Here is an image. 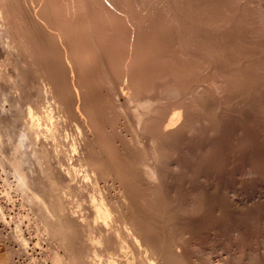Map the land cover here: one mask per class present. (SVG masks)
<instances>
[{
	"label": "bare ground",
	"instance_id": "obj_1",
	"mask_svg": "<svg viewBox=\"0 0 264 264\" xmlns=\"http://www.w3.org/2000/svg\"><path fill=\"white\" fill-rule=\"evenodd\" d=\"M11 1L0 0V28L2 30L0 33H1V35H3V37L7 36V37L11 38L10 40L7 38L4 40V42H2V44L4 43V46L2 45L0 47L4 51V53L3 52H1V53H3V54L6 53L5 59H6V62H8V64H6V65L13 63V61L16 62L15 60L12 61L13 56H12V58L10 57V53L12 51H14V50L18 51L19 50V53H20V50H23V51L25 50V53H27V54L23 53L22 54L23 56L20 55L19 59L21 60V63H20L21 65L17 66L16 63L11 64V67L15 70L14 71L15 72L14 73L15 80L14 79H13V81L10 80V83H12L11 87L8 86V85H10V83L7 86L9 88L14 89V88H16L15 86L20 85V84H25L29 80L30 83H32L36 89L41 90L42 95L39 94V95H41L40 96L41 98L39 97L37 99L36 96H38V95L35 94L36 95L35 98L37 99V101L35 100V103L34 104L32 103V105L35 106V109H36L35 111L32 109H26L28 111L25 110L26 113L28 114L25 117H28V118H26V119L24 118L25 114L24 115L15 114V116L16 115L20 116V119H19V117L16 118L17 116L15 118H13V116L7 117V115H6L5 116L6 121H4V120H3V122H1L2 120L0 121V155L2 154L1 155L2 158H0V160L2 159V161H1L2 169L8 170L9 165H10V168H12V172L13 171L17 172L16 176L14 175V173H12L13 177L14 176L19 177V178L17 177L19 179L17 182H19L21 180L22 181L21 183L25 184L27 186V191H28V187L32 189L31 192L29 191L30 192L29 194H30L31 198H33L37 202L36 205L40 206V207L37 206L39 208V210H40V208L44 209V212L42 210H41L42 212L40 211L41 213H45L42 216H46V219L48 218V220H49V218H52V220L53 219L60 220V221L64 220V222L63 221L61 222L62 224L60 226L57 225L54 227V229L52 227H50L51 230H54L51 233L57 232L58 234H65V235H67L71 232L73 233V230L70 227L73 225H71V223H69L70 224V226H69L67 224V221H69V220H67V219L71 218L76 223V225L79 227V230H78V227H76L75 232L78 233V231H79L80 238L79 237L78 238L80 240L78 239L77 242L73 243V249H74V246L78 247V249H79L77 257L78 258L80 257V259H82L79 262L83 261V264H86L88 261V258H90L89 256H91V254L93 252V255H99V256L106 255L105 259H106V262L108 264H119L122 261L123 257L121 258L119 256L121 258L120 259L121 261H120L119 257H117V254L119 255V253L121 251H124L127 249H134V252L136 251V254L138 255L137 256L138 259H136V260L133 259L132 261H130L131 262L130 264H186V263H189L188 261L186 263H184L182 259H185V258L180 257V251H179L180 243H179V241L181 239H179V241H178L179 236H177L178 234L176 235V233H175L176 232L175 231V223H177V222L174 223V221L176 220L175 217L178 215L179 216H186L189 214H193L198 208L202 209V208H200L201 203H204L203 201H205V200L210 201L208 199H211L212 197H214L215 193L213 194V192H215V191L219 192L218 195H219L223 204H224V202L229 201L230 199L235 200V201H237L239 199L238 197H234L233 196L234 194L231 195L233 191H231V192L229 191V187L227 186L228 183L227 184L225 183L227 181L220 180L218 182H214L212 180H209L210 178L205 180L206 178H204V177H203V181L200 180L201 182L198 185H196L197 183L195 184L194 182H191L192 179H191V181H189L190 177H188L187 174L189 173L188 175L191 176L192 178H194L192 175L195 174V171L197 170V164H196L197 161L194 162L193 157H192L193 161H192V159L190 160L191 162H189L188 160L185 161V162H187L186 163V165H187L186 176L188 177V180L187 179L185 180V178H184L185 173L184 174L182 173V175H184L183 176L184 179L179 177L182 179V181L177 182V185L180 182L179 183V188H180L179 196H177L178 194L174 195L171 193H170L171 195H169V194H167L168 192L166 191L167 188L171 189V187H173L175 185V184L173 185V183L171 181L172 179L170 177H168L167 169L170 168V166L172 164L180 163V161L184 158V157L182 158V154H180V152L183 149V147L185 149V147L188 146L187 144L192 140V138H194V137H192L193 131H195L196 130L195 128H197L199 126L202 118L205 119V121L209 120L210 118L211 119L214 118L211 116L210 117H207V116L212 114L213 112H215L214 108H216V105H215L216 103L215 102L207 103L208 102L207 99H209V98H206V100L204 99L207 102L201 101V99L203 100V98H201V95H200L202 93L199 94L198 90L196 89L197 82H196V85H194L192 82H190V84H187V82H188L187 79H184L187 81L183 80V77H184L183 71L185 70V68L189 67L187 65V63H186V67L184 65L185 63L184 62H183L184 64L182 63L185 67L183 69V66H182V69H183L182 73L179 71H176L177 70L176 68L173 69L172 68L173 66H169L168 65L169 62L166 63L168 65V68L171 67L169 69H165L166 68L165 64H163L164 65L163 66L164 68H163L161 66V63H160L159 68H158V65H156L157 66L156 67L154 65V63H156L157 60L156 61L153 60L154 63H152V65L150 64L153 68L150 67V69H148L144 63V62L148 63L149 60L146 61L147 59L145 61H144V59H142V61H144L143 62L144 64L142 65L140 63L141 61H139L137 64V62L134 59H130L129 56L122 58L124 56V54L122 53L123 51L119 48L121 50V51L120 50L119 51L122 53V54L120 53L121 54L120 55L119 51L116 49L119 46L115 45L114 41H113L114 48H111V49H113L112 51H111V49H110V51L108 50V48H109L108 46L105 48L107 50H105V49L104 50H105V52L109 51L110 53L111 52L113 53V51H115L114 49H116L118 54H115V52H114V55H112V53L111 54L109 53L110 55H112V56H110L108 54L111 57L110 60H108V61L104 60L103 56H105L107 53L105 55L102 54L104 52V50H102L101 46H105L104 44L109 45L111 41L106 42L103 45H101V42L105 41V39H106L105 35L107 36V39H108L110 31L108 33L106 31L107 34H103L104 33L103 31H105L106 29L101 28L100 26H102V25H97V23L94 22L97 25V27H96V25L93 26V27H95V29H97L95 31H98L99 27H100L101 31L99 30L98 32L99 33L103 32L102 36L104 35L105 39L101 40V39H97V37H96V39H94L95 34L97 35V32H95L94 38H91V36L93 35L92 32L94 31L93 27L91 28L92 23H91V25L89 24L90 25L89 28H87L85 26L86 29L82 25L83 23L81 24V22L84 21V16L86 15L85 17L87 19V14H89L88 10L86 9V8H88L87 5H89V2L87 0H86L88 2L87 5L85 4L86 1L84 0V4H85L84 6H86L85 10H86L87 14L84 15V10H83L84 6L82 3H80L81 0L79 1V3L82 4L83 8L78 9L77 7H75L76 10H79V11L82 10L81 12H83V15L80 14V16H79V14H77V16L81 17V15H82L83 21H81V19L79 17L77 19L76 15L71 16L73 14H70L69 20H67V18H63L64 15H62V13H63V11L65 13L66 8H63V7L60 8L61 6H58L59 7L58 9H60V10L63 9V11L60 12V10H58V13L56 12L57 15L60 12L62 15L61 18H63V20L66 19V22H68V21L70 22V24L67 23L69 25L66 27V29H67L66 31L61 29V27L63 25H65V22H63L62 19L56 20V18H55V20H54L53 18L55 17L56 14H54V16H51L49 13V15L51 17H53V18H51V20H52L54 25L51 24V21L49 22V20H48V22L52 26H55V27H51V25H49L47 27L45 25V27L47 28L46 30H49L48 33H50L47 37L48 40H47V38H45L48 33L47 34L43 33V35H46L43 37V35L40 34L39 30L34 31L35 28L31 29V25H33L34 23L38 25V22L41 23V21L44 20V18H45L44 14H46L44 12L45 9H43V11L41 10L40 12H38L39 10H37V13L35 15L32 13V11L31 12L29 11V13L27 12V14H30V13L33 14V18H34V20H33V18L31 17L32 15L30 14L29 17H31L32 22L31 21H29V22L33 23V24L27 25L25 23V21L28 22V20H26V17H27L26 13H25L27 11L26 8L24 11L23 8H20V7L17 8L16 7L18 9V11H16V13L14 12L15 13V15H14L11 13L12 11H14V6L9 7V6H11V4H9V3L16 2L17 0H13V2H11ZM28 1L29 0L26 1L27 4H28ZM31 1L34 2L35 0H31ZM50 1L54 2V0H50ZM69 1H71V0H69ZM242 1L245 2V0H242ZM248 1H250V0H248ZM32 2H31V4H32ZM58 2H60V1H58ZM58 2L55 1V3H58ZM252 2H250L249 5ZM258 2H260V1H258ZM261 2H262V0H261ZM16 3H15V6H16ZM19 3L22 4V2H18L17 4H19ZM75 3H77V2L76 1L74 3L72 2V5H71V3L67 2L68 9L73 8ZM90 3L93 4L92 2H90ZM24 4H25V2H24ZM29 4H28V6H29ZM31 4H30V6H31ZM46 4H49V1H48V3L46 2ZM58 4H60V3H58ZM80 4H79V7L81 8ZM253 4H252V6H253ZM258 4L261 5V3H258ZM39 5H40V7H42V5H44V4H40V2H36V3L32 4V7L34 8L33 11H35ZM51 5H52V3H51ZM18 6H20V5H18ZM28 6H27V9H30V8H28ZM48 6L50 8H54L53 7L54 5H52V7L50 5H47V7ZM21 7H23V4ZM16 8H15V10H16ZM44 8H46V7H44ZM50 8H49V10H50ZM262 8H264V6ZM10 9H12V11H10ZM31 10H32V8H31ZM49 10H48V12H49ZM67 10H66V12H67ZM70 11H75V10L71 9V10H69V12ZM79 11L77 13H81ZM42 12H44V13H42ZM52 13H55V12L51 11V14ZM37 14H39V16ZM46 15L49 16L48 13ZM65 15H67V14H65ZM47 16H46V18H47ZM58 16L60 17V15H58ZM48 19H50V18L48 17ZM93 19L91 16V18H89L88 20L91 22ZM53 20L56 22L58 21V24L56 23V25H55ZM59 20H62V21H60L61 23H59ZM104 20H106V18H104L103 21ZM107 20H110V18L109 19L107 18ZM44 21H46V20H44ZM44 21H43V24H45ZM89 21H87V23H89ZM103 21L101 24L104 25L105 22L103 23ZM29 22H28V24H30ZM78 23H80L81 26L77 25ZM12 24L14 25L13 27H14L15 31L17 30V32H15L14 29L12 28ZM60 24H63V25L61 26ZM116 24H118V23H116ZM39 25L41 26V24H39ZM84 25H87V24L85 23ZM89 25H87V26H89ZM136 25L137 24L134 25L135 28H137ZM65 26H63V28ZM107 26H108V24H107ZM110 26L111 25H109V27ZM15 27H17V28H15ZM33 27H36V26L33 25ZM131 27H133V25ZM38 28L40 29L39 26H38ZM78 28L79 29L81 28L82 30L80 29V31H79ZM90 28H91L92 32H91V34H88L89 35L88 36L86 32L88 30H90ZM104 28H107V27H104ZM41 29H42L41 31H44L43 30L44 28H42V26H41ZM102 29H103V31H102ZM85 30H86V32H85ZM99 33H98V36H100ZM110 33H112V32H110ZM15 34L17 35V38H15ZM162 34H165V33L162 32ZM112 35H113V33H112ZM158 35L161 37L160 33ZM158 35L156 36L155 39H157ZM164 37L162 39H165ZM111 38L113 39V36ZM107 39H106V41H107ZM158 39H157V41H159V42L162 41L161 38H158ZM133 41H136V39ZM141 41L143 42L144 40H141ZM141 41H139V42L141 43ZM152 41L153 40H151V42ZM86 42H88V43H86ZM84 43H86L87 45ZM134 43H136V42H134ZM140 43H138L139 46H140ZM152 43H148V44L150 45ZM171 43H172L171 45L173 46L174 45L173 41ZM148 44H147V46L149 47ZM156 44H158V43H156ZM156 44H153V45H156ZM159 44L162 47V43L160 42ZM164 44H166V42L163 43V45ZM21 45H23L22 48L20 47ZM129 45H131V44H129ZM166 45L170 46L168 44H166ZM178 45H180V44H178ZM131 46H134V48H135V46L137 47V44H133ZM142 46L143 45H141V49H142ZM110 47H111V45H110ZM161 47L159 49L162 51ZM164 47H165V45H164ZM173 47H175V46H173ZM134 48H133V50H135ZM154 48H156V47L154 46ZM141 49L139 50V48H138L137 50H135V52L143 51L145 53H143V52L142 53H143V55H145L147 52H149L153 48L149 47L150 50H148L147 52H146V49H145V51H144V49H142V50ZM159 49H156V50L159 51ZM171 50L175 51L174 49H171ZM153 51H155V50H153ZM153 51H151V52L153 53ZM170 51H168V52H170ZM176 51H175V53H177ZM131 52L130 53L128 52V53L131 54ZM165 52L166 51H163L162 54ZM159 53L161 54V52H159ZM178 53H179V51H178ZM171 54L172 53H169V56ZM125 55H127V54L125 53ZM133 55H134V53H133ZM136 55H138V54L136 53ZM157 55H158V53H157ZM109 56H107L106 58L109 59ZM131 56H132V54H131ZM139 56L142 57L141 53ZM149 56L152 57V55H149ZM149 56H148V59H149ZM153 56L155 57V54ZM162 56L163 55H161V57ZM174 56H179V55L175 54ZM133 57L135 58V55ZM143 57H145V56H143ZM146 57H147V55H146ZM157 57H155V59H157ZM171 57L172 56H170V59L173 60L172 59L173 57L172 58ZM153 58H150V60ZM166 58H168V57L166 56ZM180 58H181V56H180ZM183 58H186L185 55ZM14 59H15V57H14ZM135 59H137V56ZM139 59H141V58H139ZM162 60H164V59L161 58V61ZM167 60L169 61V58ZM177 60H179V58ZM3 61H1V62H3ZM153 61L151 60V62H153ZM183 61H185V59ZM189 61H192V60H189ZM6 62L4 61V64ZM151 62H149V63H151ZM178 62H180V60ZM139 63L142 65L141 68H139V65H140ZM171 63H173V61H171ZM174 63H177V62L174 61ZM174 63H173L174 66L181 64V63H177V64H174ZM193 63H195V62L193 61ZM0 64H2V63H0ZM195 64H197V63H195ZM208 64H209V62H208ZM189 65H191V64H189ZM207 65H205L204 67H206ZM192 66L194 67V64L191 65L190 67H192ZM197 66H200V65L197 64ZM1 67H2V65H1ZM1 67H0V69H1ZM210 67H211V65H210ZM29 68H31L30 73H32V76L36 78V81H34L35 78L33 79L34 82L31 81L30 79H28L29 78V71H30ZM195 68H196V70H198L197 67H195ZM178 69H179V67H178ZM201 69H203V66ZM211 69H212V67H211ZM187 70H188V68H187ZM188 71H190V70H188ZM191 71H192L191 73L193 74V69ZM198 71H197V73H198ZM202 71H204V70H202ZM204 72H207L206 69ZM195 73H196V71H195ZM4 74H6V72H4ZM4 74H3V76H4ZM7 74H8V71H7ZM12 74H13V72H12ZM200 74L201 73L199 71V76H200ZM202 74H204V73H202ZM207 74L208 73L204 74V76H207ZM188 75L190 76L189 73H188ZM237 75H234V77H236ZM30 76H31V74H30ZM189 76L187 78H190ZM192 76H194V74L191 75V78H193ZM229 76H233V75H229ZM241 76H240V78H241ZM197 77H195V81H196ZM237 77H239V76H237ZM255 77H257V76L255 75ZM259 77H260V75H259ZM3 78L5 81L6 80L5 76ZM191 78H190V80H191ZM210 78L212 79V76H210ZM31 79H32V77H31ZM199 79H201V78L198 77V80ZM206 80L211 81L210 79H206ZM216 80L218 81V79H216ZM216 80H215V84H216ZM233 80H235V79H232V82H233ZM237 80H239V79H237ZM237 80H236V84L238 82ZM254 80H256V83H257L258 79L255 78ZM201 81H203V80H201ZM225 81L223 83L228 82V81L227 82H225ZM229 81H230V79H229ZM218 82H217V84H218ZM27 83H29V82H27ZM200 83H198V84L200 85ZM202 83H204V82H202ZM202 83H201V85H202ZM212 83H213V81H212ZM221 83L222 82L220 81L219 86H221ZM258 83H261V82L258 81ZM234 84H235V82H234ZM236 84L234 86H236ZM206 85H207V83H206ZM239 85H240V83H239ZM253 85H254V83H253ZM258 85L255 86L256 89L259 88L260 85L259 86ZM25 86H24L25 89L29 88V86H28V88H26L27 86L26 87ZM210 86H211V83H210ZM30 87H31V84H30ZM202 87H204V86H200V89ZM207 87H208V85H207ZM212 87H211V89H212ZM217 87H215V88H217ZM227 87H228V84H227ZM243 87H245V86L242 85V89H243L242 91H244V89H245ZM255 87H253L251 89L253 90ZM261 87H262V83H261ZM261 87L259 89H262ZM219 88H217L218 91H221V89H223L222 86H221L220 90H219ZM225 88L226 87H224V89ZM16 89H15V91H16ZM25 89H23V87H22V91L24 94H25V92L27 93V91ZM206 89L207 88H205V90ZM226 89H225V92L227 91ZM240 89L238 92H240ZM256 89H254V90H256ZM10 90L8 92H10ZM18 90H21V89L19 88ZM202 90H204V89L202 88ZM235 90H237V88H235ZM245 90H247V89H245ZM32 91H34V90H32ZM207 91H208V89H207ZM213 91H211V92H213ZM222 91H224V90H222ZM222 91H221V93H222ZM231 91L234 92V90H231ZM249 91H247V92H249ZM256 91H252V92H256ZM17 92L18 91H16L15 95H17ZM216 92L217 91H215L213 94L215 95ZM203 93H205V92H203ZM208 93H210V91ZM228 93H232V92H228ZM243 93H245V92H243ZM13 94H14V92H13ZM19 94H21V93H19ZM31 94H33V92ZM31 94H28V95L31 96ZM213 94L211 93V95H213ZM248 94L249 93H247V95ZM259 94H261V93L256 92L255 95H258V97H259ZM15 95H13L12 97H14ZM217 95L219 96V93ZM232 95H233V93H232ZM247 95H246V97H247ZM252 95L254 96V93H252ZM10 96H8V98ZM120 96H122V98H123L122 101L120 99ZM223 96H224V93L222 94V97ZM226 96H228V94H226ZM17 97L19 98V96H17ZM202 97H205V95ZM209 97H211V96H209ZM242 97L244 98L245 96L242 95ZM242 97H240V98H242ZM22 98H24V97H22ZM44 98H45V100H44ZM234 98H235V96H234ZM234 98H232V100H229V101H231L230 103L233 102ZM252 98H256V97H252ZM5 99L6 98H4V100ZM9 100L11 101V99H9ZM21 100H23V99H21ZM252 100H254V99H252ZM6 101H8V100H6ZM27 101H29V100H27ZM43 101H45V103ZM210 101H212V100H209V102ZM213 101H216V100H213ZM220 101H221V98H220ZM229 101H228V105H229ZM258 101H259V99H258ZM29 102H27V104L24 103L23 105H29V104L31 105L32 101H29ZM222 102H223V98H222ZM236 102H240V101L237 100V101H235V103ZM15 103H19V101L15 102ZM218 104L219 103H217V106L220 110L221 107H223V105L221 106L220 104L219 105ZM238 104L240 105V103H238ZM242 104H244V103L242 102ZM3 105H5V104H3ZM8 105H9V103H8ZM18 105H17V107L19 110L20 106H18ZM20 105H22V104H20ZM0 106H1V108L3 107L2 103ZM34 106H33V108H34ZM225 106L227 107L226 104H224V107ZM232 106H234V105H232ZM232 106H228V107L231 108ZM11 107H9V108H11ZM28 107L29 106H27V108ZM30 107H32V106H30ZM242 107H243V105H242ZM5 108H7V107H5ZM13 108L15 110L16 107H13ZM237 108H238V106H237ZM243 108H245V107H243ZM23 109L24 108H22V110ZM240 109H242V108H240ZM3 110H4V108H3ZM7 110L5 109V111H7ZM223 110H225V109H223ZM232 110H230V111H232ZM11 111H13V110H11ZM226 111L228 112V110H226ZM237 111L238 110H236L235 112H237ZM13 112H11V113H13ZM216 112L218 113V110ZM238 112H241V111H238ZM242 112H243V110H242ZM2 113H4V112H0V115ZM5 113H8V112H5ZM5 113H4V115H5ZM220 113H223V112H220ZM44 116L51 118V121H48L47 120L48 118L45 120V121H48L47 123L51 122V124L49 123L50 124L49 128H48V126H49V124H48L47 127L44 126V128H46V129L44 130V128H42L43 129L42 130V129H40V125H41V120H42L41 118ZM2 117H3V115H2ZM5 117H3V118H5ZM53 117H54V119H53ZM221 118H223V116ZM221 118H219V119H221ZM19 120H21V123ZM125 120L128 123L130 122L129 123L130 127H128V129L129 128L131 129L130 130L131 134L127 130L128 131L127 133L130 134L128 137L122 136L124 134H121V132H120L123 128H126L125 126H127V124H126L127 122ZM221 120L224 121L225 118H223ZM221 120H220V122L222 124L223 121H221ZM226 121H227V119H226ZM43 122H44V118H43ZM66 122H68L70 126L72 125L74 127V129L71 130V133H70L71 139L68 142H66V140H68V139H66V140L60 139V135L62 133V132H60L62 130V129H60V128H62V127H60V125L61 124L64 125ZM227 123H229V122H226V124ZM217 124H219V127L221 126L220 123H217ZM42 125H43V123H42ZM44 125H46V124H44ZM205 125L206 124L202 125V127L204 126V128H205ZM211 126L212 125H211V121H210V126H208V127H211ZM65 127H64V129H65ZM200 127H201V124H200ZM213 127H214V125H213ZM214 128L216 129V127H214ZM229 128H231V127H229ZM64 129H63V131H64ZM68 129H71V127ZM210 129L207 130V132L210 131ZM221 129H220V131L223 132L224 129L223 130H221ZM202 130H203V128H202ZM229 130H231V129H228V131ZM68 132H69V130H68ZM219 132H217L218 135L222 133V132H220V133ZM224 132L222 134H224ZM200 133H202V132H200ZM212 133L216 134L215 132H212ZM229 133H231V132H229ZM229 133H228V135H230ZM234 133L236 134L237 132H234ZM128 134H126L125 136H127ZM198 134L199 133L197 132V135ZM12 135L13 136L16 135V137H13V138H16V140H15L13 146L11 147V149L10 150L9 149L8 150H5V149L2 150V148H4L3 147L4 144L8 141L7 139L10 137L12 138ZM62 135H63V133H62ZM62 135H61V137H62ZM224 135H223V137H224ZM242 135L243 134L240 135V133H239V136H237V137H240ZM64 136H67V133H66V135L64 133ZM208 136H210V134ZM244 136H245V134L243 135V137ZM50 137H53V140L51 143H50V141H51L50 139H52V138H50ZM199 137H200V135H199ZM211 137H215V136H210V139H211ZM64 138H66V137H64ZM67 138H68V136H67ZM197 138L198 137L196 136V139ZM219 138H220V136H219ZM12 139H9V140H12ZM48 139H49V142H47ZM216 140H217L216 143H218V139H216ZM223 140H224V138H223ZM235 140H237V139H235ZM244 141H245V139L243 138L242 142H244ZM195 142H196V140H195ZM201 142H203V141H201ZM205 142H206V140H205ZM211 142H212V140H211ZM226 142L228 143L229 140L225 141V143ZM214 143H215V141L213 142V144ZM219 143H220V141H219ZM237 143H239V142H237ZM245 143H246V141L244 142V144ZM191 144H193L192 141H191ZM8 145H9V143H8ZM199 145H200V143H199ZM195 146L197 149V143ZM210 146H213V145H210ZM242 146L244 147L243 148V150H244L245 145L242 144ZM31 147H33V150L31 151V155H32L31 156L32 157L31 163H33V165L36 164V166L34 165L35 169L32 168L31 170H28V168H27V171H26L25 168L28 165H27V161H25V160L26 159L28 160L30 158L23 157V159H22V157H21L22 155L20 156L21 159L17 160L16 158L20 154H22L23 151H25L26 149H30ZM190 147H191V145H190ZM237 147H239V145H237ZM191 148H189V149H191ZM199 148H198V150H200ZM208 148H210V147H208ZM208 148L206 147L207 150H208ZM212 148H214V146ZM184 149H183V151H184ZM215 149H216V147H215ZM220 149H221V147H220ZM210 151H209V153H210ZM212 151L214 152L215 150H212ZM192 152H193V150H192ZM205 152L203 151L202 153H205ZM213 152H212V154H213ZM221 152H223V151H221ZM245 152H246V150H245ZM26 153H27V150H26ZM198 153H199V151H198ZM215 153L216 152H214V154ZM200 154L201 153H199V156H201ZM238 154L239 153H237V155ZM193 155H194V153H193ZM206 155H208V152ZM233 155H232V157H233ZM186 156H187V154H186ZM218 156H220V154ZM245 156H246V154L244 155V157ZM26 157H30V156H27V154H26ZM195 157L197 158V155H195L194 158ZM223 157H225V156H223ZM213 158L215 159V157H213ZM225 158H227V157H225ZM236 159L237 158H235V160ZM68 160H72V161H68ZM185 160H186V158H185ZM24 161L26 162V164H24L25 163ZM182 161H181V163L185 164ZM233 161H234V159H233ZM203 162H205V161H203ZM227 162H229V160ZM227 162H224V163L227 164ZM31 163H30V165H31ZM235 163H236V161H235ZM22 164L27 165V166H25V168H23L24 165L22 167L21 166ZM183 164H181V165H183ZM201 164H203V163H201ZM236 164H238V163H236ZM212 165H213V163H212ZM223 165L224 164H222V166ZM228 165H230V164L228 163ZM176 166L177 165H175V167ZM173 167H174V165H173ZM209 167H211V165ZM176 168H177V169H175L176 172L180 170V169L178 170V167H176ZM182 168L184 169V166ZM215 168H217V167H215ZM202 169H203L202 171H204V167ZM173 170H174V168H173ZM232 170H230V171H232ZM28 171L31 172V174ZM185 171L186 170H184L183 172H185ZM199 171H201V170H199ZM218 171H220V169H218ZM243 171H245V170H243ZM0 172L2 173L1 169H0ZM5 172H3V173H5ZM10 172L11 171L6 172V173H10ZM233 172H234V170H233ZM170 173L172 175L173 171ZM213 173L215 174V172H213ZM213 173L210 174V176L214 175ZM223 173H227V172H223ZM238 173L236 174V176L238 175ZM243 173H241V174L243 175ZM5 175L6 174H4V177H5ZM176 175H177V173H176ZM200 175H202V174H200ZM203 175H204V173H203ZM242 175L240 177L241 180L243 178ZM7 176H11V175L8 174V175H6V177ZM34 176H36V177H34ZM229 176H231V173ZM6 177L4 178L5 180L8 179ZM13 177H12V179L14 180ZM174 177L178 178V176H174ZM214 178H215V175H214ZM217 178H218V174H217ZM217 178H216V180H217ZM220 178H222V176ZM225 178L227 179L229 177H225ZM176 179H173V180L176 181ZM196 179H193V180H196ZM200 179H202V176ZM235 179L238 180L237 178H235ZM10 180H11V178H10ZM233 180H234V178H233ZM7 182H4L5 185H7ZM242 182H241V184H242ZM13 183H15V182H13ZM11 184L12 183H10V186H11ZM36 184H38V186L35 188L34 186ZM42 184L44 186H45V184L47 185V187H48L47 190H49L48 194L45 193V190L43 188H41ZM18 185L20 186V182L17 184V186ZM70 185L72 186V188H75V190L77 189V190H80L81 192L83 190V192H82L83 194H84V191H86V190L87 191L90 190L91 192H93L92 194L90 193L91 194V197H90V194L86 191L89 194V195L87 194V196H89V198H91V199L88 198L89 201L91 200L90 204L88 203V201H86L88 203V205L86 206L87 209H85V211H87V212H84V211L82 212L80 209H78L80 204H79L78 208H76L75 204L78 205L79 201L77 202V200H76L77 203L75 202V204H72V203H74L73 201L70 202L69 199H66L67 195H69V193L72 191ZM233 185L235 186V184H233ZM17 186L14 185V187H17ZM21 186H23V185H21ZM18 187L14 188L15 191H16V189H18ZM231 187H232V185H231ZM19 188H22V187H19ZM23 188L26 189L25 186ZM12 189H13V186H12ZM70 189H71V191L68 192ZM176 189H178V187ZM234 189H236V188H234ZM234 189H232V190H234ZM241 189H242V187H241ZM19 190L20 189H18V191ZM237 190H239V187ZM9 191H10V189H9ZM9 191H6V188H5L4 194H5V192H9ZM174 191H176V190L174 189ZM169 192H171V191H169ZM234 192H236V191H234ZM25 193H27V192H25ZM74 193H77V192L75 191ZM95 193L98 194V196H96ZM244 193L245 192H243V194ZM24 195H23V192L20 193V196H23L25 198ZM215 195H217V194H215ZM7 196L8 195L6 193L5 197H7ZM26 196H29V195L27 194ZM73 196H75V195H73ZM236 196H239V193ZM81 197H83V196H81ZM239 197H241V196H239ZM27 198H25V199H27ZM68 198H70V197H68ZM78 198L80 200V197H78ZM21 199H20V201H21ZM74 199L75 198L73 197V200ZM82 199H85V198H82ZM174 199H178V202L180 200H182V203H180L182 205L179 207H177V205H176L174 207L175 202H177V201H174ZM243 199H245V196ZM243 199L240 198L239 200H243ZM22 200H24V199H22ZM212 200H214V199H211V201ZM84 202H85V200H84ZM21 203L19 205H21ZM33 203L34 204H31L30 206H35V202H33ZM87 203H85V204H87ZM213 203L216 204L217 202L216 203L213 202ZM226 203L228 204V202H226ZM232 203L234 204V202H232ZM232 203H231V206L233 205ZM244 203H245V200H244ZM23 204L26 205V203H23ZM204 205L206 206V203H204ZM207 205L209 206V204H207ZM220 205H222V204H220ZM241 205H243V204H240V206ZM27 206H29V205H27ZM27 206H25V207L27 208ZM229 206L230 205H228V207ZM235 206H237V205H235ZM238 206H239V204H238ZM240 206H239V208H243L242 206L241 207ZM201 207H203V204ZM222 207H224V206H222ZM208 209H211V208L208 207ZM208 209H206V210H208ZM26 210L28 211V209H26ZM39 210L37 211V213H39ZM82 210H84V209H82ZM217 210H218V207H217ZM31 211H30L31 213H33V211L36 212L35 209L33 210V207H32ZM201 212L202 211L200 210L199 213H201ZM222 212H223V209H222ZM37 213H36V215L34 213V215L38 217L41 213H39V215H37ZM196 213H194V214H196ZM199 213H197V214H199ZM29 215L31 216L32 214H29ZM30 216H29V218H30ZM42 216L41 217L39 216V219L42 218ZM182 218L183 217H181V219ZM34 219H36V218H34ZM46 219H45V222L48 221ZM32 220H33V218H32ZM52 220H51V222H52ZM177 220H179V219H177ZM192 220H193V218H192ZM38 221H36V222H38ZM40 221L38 224L41 223ZM33 222L34 221H32V223ZM42 222H44V221H42ZM48 222H46V223H48ZM180 223H182V222H180ZM28 224H29V222H28ZM41 224H44V223H41ZM48 224L47 225L45 224V225H46V227L48 226V228H49ZM32 225L35 226V224H32ZM181 225H184V224H181ZM51 226H53L52 223H51ZM186 226H184V228ZM190 226H191V224H190ZM43 227H44V225H43ZM36 228L38 229L39 226ZM41 228H39V229H41ZM187 228H188V230L187 229L186 230L189 231V227H187ZM47 229H45V230H47ZM30 230L31 231H29V232H32V229H30ZM177 230H179V229H177ZM34 231H35V234H37V230H34ZM39 231H38V234H40V233L43 234V232H44L42 230H41L42 232L41 231L39 232ZM48 231H50V230L48 229L46 231V235L47 234L49 235ZM181 232H183V231H181ZM72 233L70 235H72ZM180 234H182V233H180ZM70 235H67V236H70ZM37 236H40V238H41V235H37ZM44 236L42 235V239L45 241L46 236H45V238H43ZM51 236H54V235L52 234ZM62 236L63 235H61V237ZM67 236H65V237H67ZM183 236H185V235H183ZM58 237H60V235H58ZM71 237H73V236H71ZM40 238L37 237V239L35 241V243L37 245L40 244V243H37L38 242L37 240H40ZM50 238H53V237H50V235H49V240H50ZM46 239H48V238H46ZM56 239L57 238L55 237V240ZM64 241L65 240L63 237V242ZM68 241H70V240H68ZM185 241H186V239H185ZM49 242L54 243L56 241L51 242V240H50ZM59 242L62 243V241H59ZM35 243H34V245H35ZM42 243H43V241H42ZM46 243H47V241H46ZM54 244L57 245V243H54ZM54 244H52V247L54 246ZM181 244H182V242H181ZM37 245H35V246L37 247ZM258 246L256 245V247H258ZM49 247H50V245H49ZM58 247H59V245H58ZM61 247H62V245H61ZM189 247H191V245ZM192 247H193V245H192ZM256 247H255V250H256ZM44 248H46V245ZM56 248H54L56 251H58L60 249V248L59 249L57 248L58 249L57 250ZM63 248H66V247H63ZM184 248H185V246H184ZM50 249H51V247H50ZM67 250H69V249L67 248ZM83 250H85V252H83ZM96 250H97V252H96ZM180 250H181V247H180ZM250 250H252V249H250ZM257 250H258V248H257ZM63 251H66V249ZM71 251H73V250L71 249ZM75 251H77V250L75 249ZM89 251H91V254L88 253ZM98 251H100L101 253L100 252L98 253ZM260 251H259V253H260ZM68 252L66 253L67 254L66 256H73L72 261L73 262L75 261V264H76L77 260H75V255L72 254L73 252L71 253L72 255L68 254ZM124 252H126V251H124ZM124 252H123L122 256H124ZM127 252H128V250H127ZM143 252H144V254H143ZM250 252H252V251H250ZM227 253H229V252H227ZM59 254L57 253L56 256H54V257L55 258L58 257ZM226 254H225V256H226ZM231 254H229V256ZM240 254H241V252L239 253V255ZM250 254H253V253H250ZM61 255H63V254H61ZM217 255H218V252H217ZM221 255L224 257V255L222 253H221ZM235 255H236V253H235ZM243 255H247V254L244 253ZM60 256L58 258H60ZM63 256H65V254ZM131 256L133 257L134 255H131ZM257 256L258 255L254 256V257L256 258ZM125 257H126V260H128V257L127 256H125ZM135 257H133V258H135ZM249 257H251V255ZM249 257H246V258H249ZM261 257H259V258H261ZM98 259H96V260H98ZM192 259H194V258H192ZM209 259H210V257H209ZM90 260H93V259L91 258ZM189 260H190V258H189ZM221 260H224V259H221ZM250 260H252V258ZM255 260L259 261V259L258 260L255 259ZM54 261H56V260H54ZM63 261H65V260L63 259ZM63 261H61V262H63ZM219 261H217V262H219ZM226 261H228V260H224V262H226ZM61 262H56V263H61ZM79 262L77 261L78 264H81ZM103 262L104 261H102L101 259H99V261H97L98 264H102ZM212 262L216 263V261H214V260H212ZM64 263H69V262L66 261ZM256 263L257 262H255L254 264H256ZM88 264H89V261H88ZM91 264H93V261ZM220 264H222V263H220Z\"/></svg>",
	"mask_w": 264,
	"mask_h": 264
},
{
	"label": "rangeland",
	"instance_id": "obj_2",
	"mask_svg": "<svg viewBox=\"0 0 264 264\" xmlns=\"http://www.w3.org/2000/svg\"><path fill=\"white\" fill-rule=\"evenodd\" d=\"M9 1H11V0H9ZM17 1L18 2H22L23 7H21L22 4H20V3L17 4L18 3ZM17 1H16L17 2L16 3V2H13V0H12L11 2H13V3H9V4H11V6H9V7H13L14 6V11H12L13 8L10 9V11H12L11 13L15 15L16 11H18V9H17L18 7L23 8L24 11H25V8H26L27 11L25 13H26V16L29 18L28 19L26 17V20H28V22L29 21L32 22L31 17L33 18V14L35 15L37 13V10H39L38 12H40L41 10L43 11V9H45L44 12L46 14L48 13V15L50 13L51 16H54V14H56L54 18L51 17L50 15L47 16L46 14H44L45 15L44 16L45 17L44 20H46V21H44L43 19L42 20L44 21L45 24H43V21H41V23L38 22V25L35 24V23L34 24L33 23H30V22H29L30 24H28V22L25 21V23L27 25L33 24L34 26H36V27H33V25H31V29L32 28H35L34 31L35 30H37V31L39 30L40 34H42V35H43V33L44 34H47L48 31H49V30H46L47 28L45 27V25L47 27L49 25H51V24L54 25L53 22H52V20H51V18H53L54 20H55V18H56V20H58V19H62L63 20V18H67V20H69L70 14H73L71 16H75L76 15V18L78 19V17L80 16V14L83 15V12H81L82 10H80V11L79 10H76L75 7H77L78 9H82L83 8L82 7V4L84 6L85 4L87 5L88 2H89V5H87L88 8H86V6H84V8H83L84 15L87 14L85 8L89 12V14H87V19L85 17L86 15L84 16V21H83V16L82 15H81V17H79L81 19V21H83V22H81V24L83 23L82 25L84 26V28H85V26L87 28H89L90 25H91V23H92V25H91V28H92L93 26L96 25L95 23H97V25H102L100 27L103 28V29H106V30L103 31V29H102V31L104 33L103 32L99 33L98 31L101 28L98 26L99 27V30L98 31H95L97 29H95V27H93V29H94L93 32L91 31V28H90V30L87 29L88 30L87 32L85 30V32L87 33V35L88 34H91V32H92L93 35L92 36L90 35V36H91V38H94V34H95V32H97V35L95 34V38L94 39H96V37H97V39L104 40L105 37L107 39V36L106 35H105V37H104V35L102 36V33L103 34H107L109 31L113 33V35H112V33L109 32V36H108L107 41L105 39V41H102L103 43L101 42V45H103L104 43L111 41L109 45H107V44H104L105 46H101L100 45L101 48H102V50H104L108 46L109 47L108 50L110 51L111 48H114V43H115V45H118L119 46L116 49L118 51L120 49L123 51L122 53L124 54V56L122 55L123 56L122 58L129 56V58L130 59H134L137 62V64H138L139 61H141L140 63L142 65L145 63V65H146V67L148 69H150V67H152L151 66L152 63H154V61L157 60L156 63H154V65L155 66L158 65V68L160 67V63H161V66L162 67L164 66L163 64H165V67H166L165 69L171 68V67L168 68V65H169V66H173L172 67L173 69L176 68L177 69L176 71H179V72L182 73V70L186 67V63H187V65L189 66L187 68L190 71H188L187 68H185V70L183 71V74L184 75L182 74L184 76L183 77V80L184 79H187L188 82H189V83L187 82V84H190V82H192L194 85H196V82H197L196 89L198 90V93L199 94L202 93V94H200L201 95V98H203V100L201 99V101H205L206 98H209V99H207L208 102L207 101H205V102H207V103L215 102L216 103L215 104L216 105V108H214L215 109L214 110L215 112H213L212 114H210V115L207 116V117H210L211 116V117H214V118H212V119L210 118L207 121H205V119L202 118V120L200 121L201 127H200V124H199V126L197 128H195L196 130L194 129L195 131H193V134H192V137H194V138H192V140H191L193 144H191V141H190L187 144L188 145L187 146L188 148L185 147V149H184V147H183L184 151H183V149L181 150L180 154H182V158L184 157L182 159L183 161L182 160L181 161L184 162L185 164L181 163V161H180V163H178V164L177 163L176 164H172L170 166V168H168L169 170L167 169L168 177H170L172 179L171 181H172L173 185L175 184L173 186L174 188L173 187H171V189H168L167 188V190H166L168 192L167 194H169V195H171V194L177 195L178 194L177 196H179V193H180L179 192L180 191L179 183L184 178H185V180L186 179L188 180V177H190L189 178L190 179L189 181H191V179H192L191 182H194L195 184L197 183L196 185H198L201 181H203V177H204V178H206L205 180H207V179L210 178L209 180H212L214 182H218L220 180L227 181L225 183L226 184L228 183L227 186L229 187V191L230 192L233 191L231 195L234 194L233 196L234 197H238L239 199L240 198L243 199L244 196H245V199H243V200H239L238 199L237 201L230 199L229 200L230 202L229 201H226V202H228V204L226 202H224V204H223L222 201H221V199H220V197H219V195H218L219 192L215 191V192H213V194L215 193L218 196L214 194V197L211 198V199H214V200L211 201V199H208L210 201H207V200L203 201L204 203H206V206L204 205V203H201L200 208H202V209H199L198 208L194 212V213H196L198 211L197 213H199V211L201 210L202 211L201 213H199V214H197V213L194 214L193 213V214H189V215H186V216H179L178 215L180 218L178 216H176L175 219L176 220L179 219V220H177V221L175 220L174 221V223L177 222V223H175V231H176L175 233H176V235L178 234L177 236H179L178 241H179V239H181L179 241L180 247H181V250H180V247H179L180 257L181 258H183V257L185 258V259H182L184 263H186L187 261L189 262V263H186V264H217V263L218 264H220V263H222V264H252L253 262L254 263L257 262L256 264H259V263L260 264H264V8H262L264 6V0H262V2H261V0H252L253 2L251 0L250 1L245 0V2L242 1V0H91V1L90 0H87L88 1L87 2L85 0L86 1L85 4H84V0H81L80 3H82V4L79 3L80 0H78V1L77 0H71V1H69V0L68 1L67 0H58L60 2H58L57 0H54V2L53 1H50V0H35L36 2H40V4H44V5H42V7H40V5L38 7L36 6L37 9L35 11H33L34 8L32 7V4L36 3L35 1L34 2H32L31 0H29L30 2L28 1V4L29 3L31 4V2H32L31 6L29 4L30 7L26 3L27 0H22V1L21 0H17ZM48 1H49V4H46V2L48 3ZM55 1L58 2V3H60V4L55 3ZM75 1L77 3H75L74 7L68 9L67 2L68 3H71V5H72V2L74 3ZM258 1H260V2H258ZM24 2H25V4H24ZM50 2L52 3V5H54L53 7L55 9L54 8H50L49 6L47 7V5H50L52 7V5H51ZM90 2H92L93 4H91ZM250 2H252L250 4L251 6L249 5ZM15 3H16V6H15ZM258 3H261V5L258 4ZM79 4H80L81 8L79 7ZM252 4H253V6H252ZM18 5H20V6H18ZM27 6L30 9H27ZM43 6L46 7V8H44ZM58 6H61L60 8H62V7L63 8H66V10L68 9L67 12L64 9L65 10V13H64L63 9L62 10L58 9L59 8ZM15 8H16V10H15ZM31 8H32V10H31ZM49 8H50V10H49ZM71 9L72 10L74 9L75 11H70L69 12V10H71ZM48 10H49V12H48ZM58 10H60V12L63 11V13H62V15H64L63 18H61L62 15H61L60 12L58 14V15H60V17L57 15ZM29 11L30 12L32 11V13H33V14L30 13L32 15L31 17H29L30 14H27V12L29 13ZM51 11L52 12H55V13H52L51 14ZM78 11L81 12V13H77ZM44 12H42V13H44ZM65 14H67V15H65ZM77 14H79V16H77ZM37 15L39 16V14H37ZM46 16H47V18H46ZM91 16H92V19L93 18L95 19V20L94 19L92 20L93 22L92 21L90 22L88 20L89 18H91ZM48 17L50 19H48ZM104 18H106V20L103 21ZM107 18L108 19L110 18V20H107ZM33 20H34V18H33ZM48 20H49V22L51 21V24L48 22ZM62 20H59V23H61L60 21H62ZM87 21H89V23H87ZM102 21H103V23L105 22L104 25L101 24ZM63 22H65V25L66 26L63 25L64 24L63 23V24H60V25L61 26L63 25L65 27L64 28H63V26L62 27L60 26V27H61L62 30H65L66 31L67 30L66 27L70 24V22L69 21L66 22V19H64ZM54 23L56 25V23L58 24V21L57 22L54 21ZM67 23H69V24H67ZM85 23L87 25H89V24L90 25L89 26L84 25ZM116 23H118V24H116ZM39 24H41L42 28H44L43 29L44 31H41L42 29H41V26ZM81 24L78 23L77 25L81 26ZM107 24H108V26H107ZM135 24H137L136 25L137 28L134 27ZM52 25H51V27H55V26H52ZM97 25H96V27H97ZM109 25H111V26L109 27ZM132 25H133V27H131ZM13 26L14 25L12 24V28L14 29ZM38 26L40 27V29L38 28ZM104 27H107V28L109 27V28L107 29V28H104ZM15 28H17V27H15ZM80 29L78 28L79 31H80ZM1 31L2 30L0 28V32ZM14 31H15V29H14ZM106 31H107V33H106ZM15 32H17V30ZM158 32L160 33L161 37L158 35L159 34ZM162 32L165 33V34H162ZM98 33L100 34V36H98ZM49 34L50 33H48L47 36L46 35H43V37L46 36L45 38H47ZM157 35H158L157 39L158 38H161L162 39L166 35L164 38L165 39L167 38V39L166 40L165 39H162V41L164 40L163 42L160 41L162 43V47L164 49L159 44L160 42L157 41V39H155ZM112 36H113V39L111 38ZM7 38L9 40L11 39L10 37H7V36L6 37L5 36L3 37V35H1V33H0V46H2V45L4 46V43L2 44V42H4V40L7 39ZM15 38H17V35L16 34H15ZM135 39H136V41H133ZM47 40H48V38H47ZM141 40H144V41L142 42ZM151 40H153L152 41L153 43L151 42ZM113 41H114V43H113ZM139 41H141V43ZM172 41H173V44H174L173 46H175V47H173L171 45L172 44L171 43ZM134 42H136V43H134ZM165 42H166V44H168L170 46H167L166 44H164L165 45V47H164L163 43H165ZM86 43H88V42H86ZM86 43H84V44H86ZM138 43H140V46H139ZM148 43H152V44L149 45ZM156 43H158V44H156ZM129 44H131V45L137 44V47L139 48V50L141 49V45H143L142 46V49H144V51L146 49V52L148 50H150L149 47H151L153 49H151L149 52H147L145 55H143V53H145V52H143V51H140V52L138 51L139 53L138 52H135V50H137L138 48L136 46L134 48V46H131ZM147 44L149 45V47L147 46ZM153 44H156V45H153ZM178 44H180L181 46L178 45ZM110 45H111V47H110ZM154 46L156 48H154ZM20 47L22 48L23 45H21ZM160 47H161L162 51L159 49ZM133 48L135 50H133ZM0 49H1V47H0ZM116 49H114L115 51H113V53L111 52L112 55H114V52H115V54H118V52H117ZM156 49H159V51L156 50ZM171 49H174L175 51L177 50L176 51L177 53H175V51H173ZM1 50H0V63H2V64H0V67H1V65H2V67L0 69V73L2 72L4 74V72H6V74H4L6 80L4 81V78H3L4 76L1 73L0 74L1 75L0 76V105L2 103V106L3 107L1 108V106H0V112H4V113L5 112H8V113H5V115H4V113H2L0 115V121L1 120H2L1 122H3V120L6 121L5 120L6 119V117H5L6 115H7V117H12L13 116V118H15L17 116L16 118L19 117V119H20V116H18V115L15 116V114H19V115H24L25 114L24 115V118L26 119V118H28V117H25V116L28 115L26 113V111H28V110H26V109H32L34 111L36 110L35 109V106L32 105V103L34 104L35 103V100L37 101V99L42 95V92H41V90L36 89L35 86L32 83H30L29 80L27 82H29L31 84V87L32 88L30 87V84L27 83V82L25 84H20V85L15 86L17 89L14 88V87H13L14 89L9 88V87L12 86V83H10V80H12V81H13V79L15 80V78H14V76H15L14 75V73H15L14 71L15 70L11 67V64H13V63L15 64L16 63L17 66L21 65L20 64L21 63V60L19 58H20V55L23 56L22 54L25 53V50L24 51L23 50H20V53H19V50L18 51L17 50L16 51L15 50L12 51L10 53V57L12 58V56H13L12 61L15 60L16 62L13 61V63H11L9 65H6V64H8V62H6V59H5L6 53L3 54L4 51L3 50L1 51ZM105 50H107V49H105ZM105 50H104V52L102 54L103 55H105L106 53L107 54L105 56H103V58H104V60L108 61V60H110V58H111L110 56H112V55H110L111 53L109 51H106L105 52ZM112 50L113 49H111V51ZM153 50H155V51H153ZM120 51H119V54L121 53ZM151 51H153V53L155 54V57L158 56L157 59H155V57L153 56L154 54ZM163 51H166V52L162 54ZM168 51H170V52H168ZM178 51H179L180 54L178 53ZM1 52H3V53H1ZM124 52L127 55H125ZM128 52L129 53L131 52L132 56ZM159 52H161V54ZM133 53L135 55V58L137 56V59H135L133 57L134 56ZM136 53L138 55H136ZM140 53H141L142 57L139 56ZM157 53H158V55H157ZM169 53H172L170 56L173 57V58L171 57L173 60L170 59ZM25 54H27V53H25ZM175 54H178L179 56H174ZM146 55H147V57H146ZM149 55H152V57H150ZM161 55H163V56L161 57ZM184 55H185L186 58H183ZM107 56H109V59L106 58ZM143 56H145V57H143ZM148 56H149V59H148ZM166 56L169 58V61L167 60L168 58H166ZM180 56H181V58L183 60L185 59V61H183L180 58ZM14 57H15V59H14ZM177 57L179 58L180 62H178L179 60H177L178 59ZM139 58H141V59H139ZM150 58H153L151 60L152 61L154 60V61L151 62ZM161 58L164 59V60L161 61ZM142 59H144V61L146 59H147L146 61H148V60L149 61H148V63H146V62L142 61ZM3 60L6 62L5 64H4V61ZM170 60L173 61V63L175 61V62L181 63V64L176 65L177 66L176 67V66L173 65V63H171ZM189 60H192V61H189ZM1 61H3V62H1ZM193 61L195 63H197L198 65H200L201 67L200 66H197V64L193 63ZM149 62H151V63H149ZM208 62H209V64L211 63L210 65H211L212 69H211L210 65L208 64ZM166 63H168V65ZM177 63H174V64H177ZM182 63L185 65V67H184V65ZM192 63L194 64V67L193 66L190 67L191 65H193ZM141 64L139 65V68L142 67ZM189 64H191V65H189ZM205 65H207L206 67L208 69L206 67H204ZM182 66H183V69H182ZM202 66H203V69H201ZM178 67H179V69H178ZM195 67H197V69L200 71V73H201L200 76H199V71L196 70ZM29 69H30V71H29V78L28 79H30L31 81H33V79L35 77H33L32 76V73H30L31 72V68H29ZM192 69H193L194 76L196 75L195 77L198 76L201 79L198 80V77H197V79L195 81V77L194 76H192L193 78H191V75H193L191 73L192 72L191 71ZM205 69H206L207 72H204ZM202 70H204V71H202ZM7 71H8V74H7ZM195 71H196V73H195ZM197 71H198V73H197ZM12 72H13V74H12ZM188 73L190 74V76L188 75ZM202 73H204V74L208 73V74H207V76H204V74H202ZM30 74H31V76H30ZM187 75L191 78L192 81L190 80V78H187L188 77ZM229 75H233V76H229ZM234 75H237L239 77H237V76L234 77ZM255 75L257 77H255ZM259 75H260V77H259ZM210 76H212V79L210 78ZM240 76H241V78H240ZM31 77H32V79H31ZM255 78H257L258 81L262 83V87H261V83H258V81L256 83V80H254ZM206 79H210L211 81L206 80ZM214 79L215 80L218 79L219 82L216 80V84H215V80ZM229 79H230V81H229ZM232 79H235V80H233V82H232ZM237 79H239V80H237ZM187 80H184V81H187ZM201 80H203V81H201ZM236 80L238 81L237 84H236ZM34 81H36V78L34 79ZM212 81H213V83H212ZM220 81L222 82L221 83V86L223 87V89H221V86H219L220 85ZM224 81L225 82L228 81V82L227 83H223ZM200 82L201 83L204 82V83H202V85H201ZM217 82H218V84H217ZM234 82H235L236 86H234L235 85ZM9 83H10V85H8ZM198 83H200V85ZM206 83H207L208 87H207ZM210 83H211V86H210ZM239 83H240V85H239ZM253 83H254V85H253ZM255 83L257 85L259 84L260 85V86L258 85L259 88L261 87L262 89H259V88L256 89L255 86H257V85ZM227 84H228V87L230 89L227 87ZM242 85L245 86L243 88H245L247 90L244 89V91H242L243 90L242 89ZM24 86L26 88H28V86H29V88L28 89H25ZM200 86H204V87H202L204 90H202V88L200 89ZM252 86L255 87L254 89H256L257 91L254 90V89L252 90L251 89V88H253ZM22 87H23V89H25L27 91V93L26 92H25V94L23 93ZM211 87H212V89H211ZM215 87H217V88L220 87L219 90L221 89V91L222 90H224V91H222V93H221V91H218V89L215 88ZM224 87L227 88V89L225 88L227 90L226 92H225ZM7 88L9 90L11 89L10 92H8L9 90ZM19 88L21 90H18ZM205 88H207L208 91H207V89L205 90ZM235 88H237V90H235ZM15 89H16V91H18L21 94H19L17 92V95H15V93H16ZM31 89L34 90V91L36 90V91L34 92ZM239 89H240V92H238ZM231 90H234V92L231 91ZM12 91L14 92V94H13ZM31 91L33 92V94H31L32 93ZM209 91H210V93H208ZM211 91H213V92H211ZM215 91H217L219 93V96L217 95L218 94L217 92L215 94L216 96L213 94ZM247 91H249V92H247ZM252 91H256V92H259L261 94H259V97H258V95H255L256 92H252ZM203 92H205V93H203ZM228 92H232L233 95H232V93H228ZM243 92H245L246 94L243 93ZM251 92L254 93V96L252 95ZM8 93L9 94L11 93L10 94L11 96ZM211 93L213 95H211ZM223 93H224V96L222 97V94ZM247 93H249V94L247 95ZM28 94H31V96L28 95ZM35 94H37L38 96H36ZM39 94H41V95H39ZM226 94H228V96H226ZM13 95H15L16 97L15 96L12 97ZM204 95H205V97H202ZM242 95L245 96V97L243 98ZM246 95H247V97H246ZM8 96H10L11 98L10 97L8 98ZM17 96H19V98ZM35 96H36L37 99L35 98ZM209 96H211V97H209ZM234 96H235V98H234ZM22 97H24V98H22ZM219 97L221 98V101H220V98ZM240 97H242V98H240ZM252 97H256V98H252ZM4 98H6V99L4 100ZM222 98H223V102H222ZM232 98H234L233 99V102L230 103L231 101H229V100H232ZM9 99H11V101ZM21 99H23V100H21ZM120 99L122 101V99H123L122 96H120ZM252 99H254V100H252ZM258 99H259V101H258ZM6 100H8V101H6ZM27 100L32 101L31 102V105L29 104L30 102L27 101ZM44 100H45V98H44ZM209 100H212V101L209 102ZM213 100H216V101H213ZM237 100L240 101V102H236L235 103V101H237ZM14 101L15 102L19 101V103H15ZM26 101L29 102L28 103L29 105H23L24 103L27 104ZM228 101H229V105H228ZM43 102L45 103V101H43ZM242 102L244 104L245 103L246 104L244 105V104H242ZM8 103H9V105H8ZM217 103H219L221 106L223 105V107H221L222 110L220 109L221 111L219 110V108L217 106ZM238 103H240V105L242 104L243 107H245L246 109L243 108L242 105L240 106ZM3 104H5V105H3ZM20 104H22V105H20ZM224 104L227 105V107L225 106L226 108L224 107ZM17 105L20 106L19 110H18ZM232 105H234V106H232ZM4 106L7 107V108H5ZM27 106H29V107L32 106V107H30V108L28 107L27 108ZM33 106H34V108H33ZM228 106H232L231 108L232 109L234 108V109L232 110ZM237 106H238V108H237ZM9 107H11V108H9ZM13 107H16L15 108L16 111L14 110ZM3 108H4V110H3ZM22 108H24V109L22 110ZM240 108H242V109H240ZM5 109L6 110L8 109L9 111L8 110L5 111ZM223 109H225V110H223ZM235 109L238 110V111H241V112H238L237 111L238 112L237 113V112H235L236 111ZM11 110H13L14 112L11 111ZM217 110H218V113L216 112ZM226 110H228V112ZM230 110H232V111H230ZM242 110H243V112H242ZM11 112H13V113H11ZM220 112H223V113H220ZM2 115L5 118H3ZM220 116L221 117L223 116V118H225V120L224 121L221 120L223 118H221ZM43 118H44V122H43ZM219 118H221V119H219ZM41 119H42L41 120V125H42V123H43V125L42 126L40 125V129L44 128V126L47 127V125L49 123L51 124V122L47 123L48 121H51V118H49L47 116H44ZM46 119L48 121H45ZM53 119H54V117H53ZM226 119H227V121H226ZM220 120L223 121L222 124H221ZM19 121L21 123V120H19ZM210 121H211V125L212 126L211 127H208V126H210ZM226 122H229V123L226 124ZM129 123L127 122L126 123L127 126H125L127 129L126 128H123L120 131L121 134H124V135H122L124 137H128L131 134V132H130L131 129L130 128L128 129V127H130ZM217 123H220L221 126L219 127V124H217ZM44 124H46V125H44ZM50 124H49L48 128L50 127ZM204 124H206L205 125V128L206 129L204 128V126L202 127V125H204ZM61 125H60V127H62V128H60V129H62V130L60 132H62L63 135L61 133L62 137L60 135V139H63V140L68 139V140H66V142H68L71 139V134L70 133H71V130L74 129V127L72 125L70 126L68 122H66L64 124L66 127L63 124H61ZM213 125H214V127H216V129L213 127ZM64 127H65V129H64ZM70 127H71V129H68ZM229 127H231V128H229ZM198 128L199 129L201 128V129L199 130ZM202 128H203V130H202ZM45 129L46 128H44V130ZM63 129H64V131H63ZM209 129H210V131L207 132V130H209ZM220 129L221 130L224 129L225 132L224 131L223 132H224V134L226 136L224 134H222L223 132L220 131ZM228 129H231V130L228 131ZM68 130H69V132H68ZM127 130L129 131L130 134L127 133L128 132ZM218 130L220 132H222L219 135L217 133V132H219ZM196 131L199 133L198 135H197V132ZM211 131L212 132H215L216 134H213ZM200 132H202L203 134L200 133ZM229 132H231V133H229ZM234 132H237V133L235 134ZM64 133H65V135L67 133L68 138H67V136H64ZM228 133L230 135H228ZM239 133H240V135L241 134H243V135L245 134V136L243 137V135H242L240 137H237V136H239ZM126 134H128V135L125 136ZM209 134H210V136H215V137H211V139H210V136H208ZM199 135H200V137H199ZM223 135H224V137H223ZM196 136L199 139L198 138L196 139ZM219 136H220L221 139L219 138ZM13 137H16V135L15 136L12 135V138ZM64 137H66V138H64ZM12 138L10 137V138L7 139L8 141L6 140L7 142L4 144V146H3L4 148H2V150H4V149L5 150H8V149L10 150L11 149V147L13 146V144H14V142L16 140V138H13V139ZM50 138H52V139H50L51 140L50 143H51L52 140H53V137H50ZM215 138L218 139V143H216L217 140ZM223 138H224V140H223ZM243 138L246 141L245 144H244L245 141L242 142L243 141ZM9 139H12V140H9ZM235 139H237V140H235ZM195 140H196V142H195ZM205 140H206V142H205ZM211 140H212V142H211ZM228 140H229V142L228 143L227 142L225 143V141H228ZM201 141H203V142H201ZM214 141H215V143L213 144ZM219 141H220V143H219ZM47 142H49V139L47 140ZM237 142H239V143H237ZM8 143H9L10 146L8 145ZM196 143H197V149H196V146H195ZM199 143H200L201 146L199 145ZM242 144L245 145V149L244 150H243L244 147L242 146ZM190 145H191V147L193 149L190 147ZM210 145H213L214 148H212L213 146H210ZM237 145H239V147H237ZM206 147L207 148L210 147V148H208V150H207ZM215 147H216V149H215ZM220 147H221V149H220ZM189 148H191V149H189ZM198 148L201 151L198 150ZM26 150H27V153H26ZM26 150L23 151V153L20 154L16 159L19 160V159H21V157H22V159H23V157L30 158L28 160L27 159L25 160V161H27V165L28 166L27 165H24V164H26L25 161H24L25 163L21 165L22 167L24 165L23 168H25V166H27L25 168V170L27 171V168H28V170H31L32 168L35 169L36 164H34L35 165L34 166L33 163H31L32 162L31 151L33 150V147H31L30 149H26ZM192 150H193V152H192ZM197 150L199 151V153H201L200 154L201 156H199V153H198ZM212 150H215L214 152H216V153L214 154V152ZM245 150H246V152H245ZM203 151L204 152L206 151V152L205 153H202ZM209 151H210V153H209ZM221 151H223V152H221ZM207 152H208V155H206ZM212 152H213V154H212ZM193 153H194V155H193ZM218 153L220 154V156H218L219 155ZM237 153H239V154L237 155ZM26 154H27V156H30V157H26ZM186 154H187V156H186ZM231 154L233 155V157H232ZM245 154H246V156L244 157ZM195 155H197V158L196 157L194 158ZM223 156H225L227 158H225ZM192 157L194 159V162L197 161L196 164H197V170H198V171L196 170L197 172L195 171V174L196 175L195 174L192 175L194 178H192L191 176H189L188 175L189 173L187 174V165H186L187 162H185L187 160L189 162H191L190 160L192 159ZM213 157H215L216 160ZM234 157L237 158V159L235 160ZM0 158H2V156ZM185 158H186V160H185ZM193 159H192V161H193ZM233 159H234V161H233ZM72 160H68V161H72ZM228 160H229V162H227ZM1 161H2V159L0 160V169L2 171V173L0 172V249H1L0 264H62V263L63 264H69V263L70 264L71 263L72 264L73 263L75 264V261L74 262L72 261V257L73 256H66L67 255L66 253L68 251L70 252L71 249L73 251H71L70 253L68 252V254H70V255L74 254L75 255V260H77L78 262L80 260H82V259H80V257L79 258L77 257V254L79 252L78 247L74 246V249H73V243L74 242H77L78 239L80 238L79 231H78V233L75 232L76 231V227H78L76 225V223L71 218L70 219L69 218L67 219V220H69V221H67V224L69 226H70L69 223H71V225H73V226H70L71 229L73 230V233L71 232L72 235H70L71 233L67 234V235H70V236H67L65 234H58L57 232L51 233L54 230H51L50 227H52L54 229L55 226H57V225L60 226L62 224L61 222L62 221L64 222V220H62V221L56 220V219H53L52 220V218H49V220H48V218L46 219V216H42V215L45 214V213H41L42 211L44 212V209H41L40 208V210H39V208L37 207L39 205H36L37 202L33 198H31V196L29 194L32 191V189L28 187V191H27V186L25 184H22L21 183L22 182L21 180L19 181L20 182V186L19 185L18 186L19 187H22V188H19L17 186V184L19 183V182H17L19 180L18 179L19 177L18 176H17L18 178L15 177L16 174H17V172H14V171L12 172V168H10V165H9L8 170L10 169L9 171H11V172L10 173H6V172H9V171L7 169H5V170L2 169ZM203 161H205V162H203ZM235 161L238 164H236ZM224 162H227V164L224 163ZM30 163H31V165H30ZM201 163H203V164H201ZM212 163H213V165H212ZM228 163L230 165H228ZM181 164H183V165H181ZM222 164H224V165L222 166ZM173 165H174V167H173ZM175 165H177L176 167H178V170L180 169L177 172L175 171V169H177L175 167ZM208 165L209 166L211 165V167H209ZM183 166H184V169L182 168ZM203 167H204V171L206 170L205 172L202 171L203 170L202 169ZM215 167H217V168H215ZM173 168H174V170H173ZM218 169H220V171H218ZM229 169L230 170L233 169L234 172H233V170L230 171ZM184 170H186V171L183 172ZM199 170H201V171H199ZM243 170H245V171H243ZM172 171H173V174L171 175L170 172H172ZM174 171L177 173V175H176V173ZM222 171L223 172H227V173H223ZM3 172H5V173H3ZM213 172H215V174ZM12 173H14V175H15L14 177H13ZM29 173L31 174V172H29ZM182 173L183 174L185 173V177L184 178H183L184 175H182ZM203 173H204V175H203ZM212 173L215 175V178H214V175H211L210 176V174H212ZM230 173H231V176H229ZM237 173H238V175L236 176ZM241 173H243V175ZM4 174L11 175L14 178V180L12 179L11 176H7L6 177V175H5V177L8 178V179H6L8 181L7 182L4 179L5 178L4 177ZM186 174H187L188 177L186 176ZM200 174H202V175H200ZM217 174H218V178H217ZM241 175L243 177L242 180L240 179ZM174 176H178V178L181 177L182 179L181 178L178 179L177 177H174ZM201 176H202V179H200ZM221 176H222V178H220ZM9 177L15 183H13L10 180ZM34 177H36V176H34ZM225 177H229V178L226 179ZM216 178H217V180H216ZM233 178H234V180H233ZM235 178H237L238 180H236ZM173 179H176V181L173 180ZM193 179H196L197 181L196 180H193ZM178 181H180V182L177 185V182ZM4 182H7V185L10 188L7 185H5ZM241 182H242V184H241ZM10 183H12L11 186H10ZM233 184H235V186ZM14 185L17 186L18 189H20V190L18 191V189H16V191H17L16 192L14 188H17V187H14ZM21 185H23V186H21ZM231 185H232V187H231ZM12 186H13V189L14 190L12 189ZM24 186L26 187V189L23 188ZM37 186H38V184H36L34 187L36 188ZM70 187H71L72 191H71V189L68 191V192H70V191L71 192L69 193V195H67L66 199H69L70 202L73 201L74 203H72V204H75L76 200H77V202L79 201L78 202V205L75 204L76 205V208H78V206L80 204V206H79L78 209H80L82 212L83 211L84 212H87V211H85V209H87L86 206L88 205V203L90 204V201H91V200L89 201V199H91V198H89V196H87V194L88 193L89 194L90 193L92 194L93 192H91L90 190L89 191L86 190L88 193L86 191H84V194H83L82 193L83 190L81 192L80 190H77V189L75 190V188H72L71 185H70ZM177 187H178V189H176ZM238 187H239V190H237ZM241 187H242L243 190L241 189ZM5 188H6V191H9V189H10V191L9 192H5V194H4ZM41 188H43L45 190V193H47V194L49 193V190H47L48 187H47L46 184H45V186L42 184ZM234 188H236V189H234ZM174 189L176 191H174ZM232 189H234V190H232ZM74 190L77 193H74L75 192ZM20 191L23 192V195L25 194L24 195L25 198L28 197L29 199L28 198L25 199L23 196H20V193H21ZM24 191L27 192V193H25ZM169 191H171V192H169ZM234 191H236V192H234ZM242 191L245 192V193L243 194ZM237 192L239 193V196H241V197L236 196V195H238ZM6 193L8 195L7 197H5L6 196ZM27 194L30 197L29 196H26ZM91 194H90V197H91ZM73 195H75V196H73ZM81 196H83V197H81ZM96 196H98V194H96ZM68 197H70V198H68ZM73 197L75 198L74 199L75 201L73 200ZM78 197H80V200H79ZM21 198L24 199V200H22ZM82 198H85V199H82ZM20 199H21V201H20ZM84 200H85V202H84ZM244 200H245V203H244ZM86 201H88V203ZM174 201H177V202H175L174 207L176 205H177V207H179V206L182 205V204H180V203H182V200H180L178 202V199H174ZM231 201L234 202V204ZM33 202H35V206L36 207L35 206H30L31 204H34ZM213 202H215V203L217 202V203L214 204ZM20 203H21V205H19ZM23 203H26V205L23 204ZM85 203H87V204H85ZM231 203L233 204L232 206H231ZM202 204H203V207H201ZM207 204H209V206ZM220 204H222V205H220ZM238 204H239V206H240V204H243V205H241L243 208H239ZM27 205H29V206H27ZM228 205H230V206L228 207ZM235 205H237V206H235ZM25 206H27V208ZM222 206H224V207H222ZM32 207H33V210L35 209L36 212L33 211V213H31L32 212L31 211L32 210ZM208 207L211 208V209H208ZM217 207H218V210H217ZM221 208L223 209V212L224 213L222 212V209ZM26 209H28V211L29 212L31 211V212L29 213ZM82 209H84V210H82ZM206 209H208V210H206ZM38 210H39V213H41L40 215H39V213H37ZM34 213H35V215L37 213V215H39L40 217L42 216V218L44 217L43 218L44 220L42 218L39 219V216L38 217L35 216ZM29 214H32L31 215L32 217ZM28 215L30 216V218H29ZM181 217H183V218L181 219ZM32 218H33V220H32ZM34 218H36V219H34ZM192 218H193V220H192ZM45 219L49 221V222L46 221L49 224L45 222ZM38 220L39 221L41 220L40 222L41 223H44V224H41V223H40L41 225L38 224L39 223ZM51 220H52V222H51ZM27 221L29 222V224H28ZM32 221H34V222L32 223ZM36 221H38V222H36ZM42 221H44V222H42ZM50 222L53 224V226H51V223ZM180 222H182V223H180ZM32 224H35V226L32 225ZM45 224L46 225L48 224L49 225V228H48V226L46 227ZM181 224H184V225H181ZM190 224H191L192 227L190 226ZM43 225H44V227H43ZM38 226H39V228L42 227L44 229L43 230L42 228L41 229L38 228L40 231L41 230L44 231L43 234L42 233L38 234V231L39 230L36 228ZM184 226H186V227L184 228ZM187 227H189V231H187L188 230ZM47 228L50 230V231H48L50 237H53V238H50L51 242L52 241H56L54 243H57V245L54 244V243H50L49 242L50 241L49 240V235L48 234L46 235V231L48 230ZM30 229H32V232H29V231H31ZM33 229L34 230H37V234H35V231ZM45 229H47V230H45ZM177 229H179V230H177ZM78 230H79V227H78ZM181 231H183V232H181ZM180 233H182V234H180ZM52 234L57 238L56 240H55V237L54 236H51ZM37 235H41V238H40V236H37ZM42 235L43 236L45 235L46 238H48V239H46L45 236H44L43 237V238H45V241H44L42 239ZM58 235H60V237H61V235H63V236L60 238V237H58ZM183 235H185V236H183ZM65 236H67V237H65ZM71 236H73V237H71ZM37 237L40 238V240H41V241L40 240H37L38 241L37 243H40V244H38L40 247L35 243ZM63 237H64V240H65L64 242H63ZM185 239H186V241H185ZM68 240H70V241H68ZM42 241H43V243H42ZM46 241L50 245L51 249H50L49 245L46 243ZM59 241H62V243L59 242ZM181 242H182V244H181ZM34 243H35V245H37V247L34 245ZM188 243L191 245V247H189L190 245ZM52 244H54V246L56 245L55 247L54 246L53 247L54 248L57 247L58 249L62 245V247L59 249L60 251L57 248L56 249L59 252L56 251L52 247ZM45 245H46V248H44ZM58 245H59V247H58ZM192 245H193L194 248L192 247ZM256 245L257 246L259 245V246L256 247ZM184 246H185V248H184ZM254 246L256 247V250H255V247ZM63 247H66V248H63ZM67 248L69 250H67ZM257 248H258L259 251L261 250L260 253L257 250ZM65 249H66V251H63ZM75 249L77 251H75ZM250 249H252V250H250ZM127 250H128V252H127ZM127 250H124L126 252L121 251L120 252L121 254L119 253V255L117 254V257H119V256L121 258L123 257L122 261L120 260L121 258L119 257V260L121 261L119 264H124V263L125 264H130L131 263L130 261H132L133 259H135V260L138 259V257H137L138 255L136 254V251L134 252V249H127ZM250 251H252V252H250ZM83 252H85V250H83ZM96 252H97V250H96ZM99 252L100 251H98V253ZM123 252H124V256H122ZM217 252H218V255H217ZM227 252H229V253H227ZM240 252H241L242 255L241 254L239 255ZM57 253L58 254L60 253L59 256L61 254H63V255L65 254V256L61 255L60 258H58L59 256L57 255L58 257L55 258L54 256H56ZM88 253L91 254V251H89ZM221 253L224 255L225 258L221 255ZM235 253H236V255H235ZM244 253L247 254V255H243ZM250 253H253V254H250ZM143 254H144V252H143ZM225 254H226V256H225ZM229 254H231V255L229 256ZM92 255H93V252H92L91 256ZM131 255H134L133 257H135V256L136 257L133 258ZM248 255L249 256L251 255V257H249ZM253 255L254 256L258 255V256L255 258ZM91 256H89L90 258H88L89 264H91L92 261H93V264H96L97 261H99V259H101L102 261H104L103 262L104 264L105 263L108 264L106 262V259H105L106 255H104V256L103 255H101V256H99V255H93L92 257ZM125 256H127V257L129 256L130 258L128 257V260H126V257ZM209 257H210V259H209ZM246 257H249V258H246ZM259 257H261V258H259ZM91 258L93 260H90ZM189 258H190V260H189ZM192 258H194V259H192ZM220 258L221 259H224V260H228V261L224 262V260H221ZM251 258H252V260H250ZM63 259L65 261H63ZM96 259H98V260H96ZM255 259H257V260L259 259V261H256ZM54 260H56V261H54ZM212 260L216 261V263L215 262H212ZM61 261H63V262H61ZM66 261L69 262V263H64ZM77 261H76V264H78ZM88 261H87L86 264H88ZM217 261H219V262H217ZM56 262H61V263H56ZM79 263L83 264V261H81Z\"/></svg>",
	"mask_w": 264,
	"mask_h": 264
},
{
	"label": "crops",
	"instance_id": "obj_3",
	"mask_svg": "<svg viewBox=\"0 0 264 264\" xmlns=\"http://www.w3.org/2000/svg\"><path fill=\"white\" fill-rule=\"evenodd\" d=\"M0 254H1V249H0Z\"/></svg>",
	"mask_w": 264,
	"mask_h": 264
}]
</instances>
